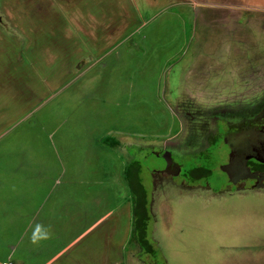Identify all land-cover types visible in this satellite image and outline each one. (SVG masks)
Here are the masks:
<instances>
[{
    "label": "rangeland",
    "instance_id": "obj_1",
    "mask_svg": "<svg viewBox=\"0 0 264 264\" xmlns=\"http://www.w3.org/2000/svg\"><path fill=\"white\" fill-rule=\"evenodd\" d=\"M178 1L0 0L1 241L18 221L27 233L30 220L10 218L18 199L37 213L83 212L73 228L109 212L86 240L100 264H264V180L234 186L215 136L226 119L229 146L264 119L244 127L225 114L240 110L236 85L203 81L195 51L217 37Z\"/></svg>",
    "mask_w": 264,
    "mask_h": 264
},
{
    "label": "crops",
    "instance_id": "obj_2",
    "mask_svg": "<svg viewBox=\"0 0 264 264\" xmlns=\"http://www.w3.org/2000/svg\"><path fill=\"white\" fill-rule=\"evenodd\" d=\"M189 1V4L185 3L186 0L174 3L189 7L193 10L195 17L196 10H198L197 15L200 20L197 26L203 28V36L217 37L215 42L207 41L205 37L207 46L195 49V51H201L202 56L198 60V66L205 75L210 77L203 81L208 80L213 86L219 75H222L221 79L224 76L231 78L232 83L236 85L233 101L238 106L237 108L242 110V114L246 113L244 109L252 105H264V9H256L257 7L263 8L264 2L254 0L250 4L257 7L246 9L250 0ZM247 2L248 4H246ZM203 6L208 8L206 18L205 14H200L199 11ZM247 11L252 13H246ZM215 12L217 14L219 12V15L217 16ZM233 14L239 22L228 21ZM250 16L252 22H248ZM217 45L223 47L222 53L215 49L213 51L215 54L211 55V52L207 54L210 57L204 55L203 51L206 47L211 51ZM205 58H208L206 62ZM211 76L215 77L211 79ZM24 203L30 204V207L26 214L22 215L18 210H24L22 205ZM33 204L32 201L24 202L17 199L8 205L10 210L13 205L17 208L16 211L12 210L10 218L17 217L30 221L27 224V233L20 229L22 225L18 221L17 226L13 228L17 230L14 238L0 240V245L2 244L4 248V252L0 253V264L3 262H12L13 264H100L101 251L93 250L94 243H86V240L96 233L109 212L97 219L84 222L85 224L82 223V226L80 224L79 228H73L74 222L80 220V216L84 217L83 212L72 215L64 211L67 215H63L61 212L60 216L55 214L56 212L50 211L37 213L34 211ZM23 227L26 226L23 225ZM29 230L31 231L30 236ZM24 236H26L28 244L25 243ZM4 258H9V260ZM103 259L106 263L110 262L108 257ZM111 264L118 263L112 260Z\"/></svg>",
    "mask_w": 264,
    "mask_h": 264
},
{
    "label": "flooded vegetation",
    "instance_id": "obj_3",
    "mask_svg": "<svg viewBox=\"0 0 264 264\" xmlns=\"http://www.w3.org/2000/svg\"><path fill=\"white\" fill-rule=\"evenodd\" d=\"M218 89V88H217ZM232 102V101H231ZM179 105H182V102L179 103ZM184 108V107H183ZM235 108V107H234ZM242 109V108H241ZM244 111L246 112L245 114H242V110H238L236 111V109L232 110H227V112L225 114H230V113H236V117L238 119L237 124L239 125H243L244 127L246 126V122H243L244 119L246 118H251L252 121H261L262 119H264V105L258 106H250L246 109H244ZM183 112V111H182ZM189 113V112H188ZM221 112H211V111H203V114H218L222 117L223 114H219ZM184 114V112H183ZM185 116H189L190 113L184 114ZM184 116V118H185ZM220 116H215L213 118V124L214 126L218 127V123L219 121H217L215 118H219ZM189 120V119H188ZM256 121V122H257ZM216 122V123H215ZM223 122L225 124V128L228 129V131H223V134L220 132V129H217V133L215 134L216 137L220 136V134L223 136V138H221V141H223L225 143V146L227 147L228 150V160L225 164H223L221 166L222 170L225 171L227 173V175L230 178V181L232 182V184L235 186V182L238 181V183H240V180L244 181H249L252 180V186L254 187L255 185L259 186V184L261 183V181L264 180V170H260V169H251L252 166H250V168L248 167L247 163L251 162L252 164H256L258 165V167H263L264 168V121L261 122V124L259 125H255L254 128H252V130H250L249 132V136H245L244 134H241L240 136H236L235 138V142L234 144H229L227 143V132H229V122L225 119H223ZM254 122V123H256ZM200 123V122H198ZM253 123V124H254ZM206 124V123H204ZM252 124V125H253ZM182 132V130H180L178 133L180 134ZM205 138H210L213 134L214 131H212V129L209 128V125H207V128L205 129ZM178 134V137H179ZM195 134V133H194ZM220 136V137H222ZM248 138L247 141H244V138ZM240 139V140H239ZM190 143V142H189ZM170 168V167H168ZM166 169L169 170V169ZM254 180V181H253ZM242 183V182H241Z\"/></svg>",
    "mask_w": 264,
    "mask_h": 264
},
{
    "label": "trees",
    "instance_id": "obj_4",
    "mask_svg": "<svg viewBox=\"0 0 264 264\" xmlns=\"http://www.w3.org/2000/svg\"><path fill=\"white\" fill-rule=\"evenodd\" d=\"M221 77H222V75H219V76H218V80H217V82L220 81ZM106 142L109 143L111 146H117V145H118V141H116V140H109V138L106 139ZM169 169H170V168H169ZM140 203H141V202H140ZM142 204H143V203H142ZM140 205H141V204H140ZM136 214H137V213H136ZM144 224H145V222H144L143 224H142V223L139 224V226H138L139 229H140L141 231L144 229V226H143ZM138 227H137V228H138Z\"/></svg>",
    "mask_w": 264,
    "mask_h": 264
},
{
    "label": "built area",
    "instance_id": "obj_5",
    "mask_svg": "<svg viewBox=\"0 0 264 264\" xmlns=\"http://www.w3.org/2000/svg\"><path fill=\"white\" fill-rule=\"evenodd\" d=\"M1 264H13L12 262H3Z\"/></svg>",
    "mask_w": 264,
    "mask_h": 264
},
{
    "label": "water",
    "instance_id": "obj_6",
    "mask_svg": "<svg viewBox=\"0 0 264 264\" xmlns=\"http://www.w3.org/2000/svg\"><path fill=\"white\" fill-rule=\"evenodd\" d=\"M166 156V155H165Z\"/></svg>",
    "mask_w": 264,
    "mask_h": 264
}]
</instances>
